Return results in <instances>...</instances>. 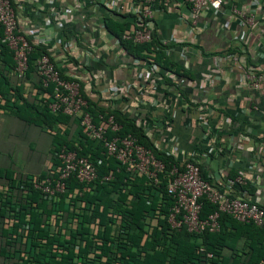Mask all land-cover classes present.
Returning a JSON list of instances; mask_svg holds the SVG:
<instances>
[{
  "label": "trees",
  "instance_id": "1",
  "mask_svg": "<svg viewBox=\"0 0 264 264\" xmlns=\"http://www.w3.org/2000/svg\"><path fill=\"white\" fill-rule=\"evenodd\" d=\"M104 19L107 30L119 38L121 46L134 59L139 60L137 65L152 68L155 80L141 81L139 94L140 91L154 90L152 83L156 82L157 91L168 102L173 98H180L181 108H190L199 112L200 116L203 113L211 126L208 130V124H205L206 135L210 139V145L216 150L217 142H222L226 132L241 131L240 127L231 131L225 124L213 125L210 115L206 114L212 106L209 100L193 101L190 98L186 81L196 79V73L172 58L167 52L170 45H165L154 34L151 41L144 43H134L122 38L125 30L132 25H140L137 16L108 10ZM3 38L4 27L0 24L1 59L17 76L14 72L13 51ZM69 38L67 36L66 40ZM33 45L28 69L22 77H28L33 72L37 75L39 96H35L32 101L21 96L23 104L18 111H21V115L29 123L47 124L50 127L59 122L70 125L71 130L54 134L53 156L55 150L62 145L78 149V143L81 146L79 154L88 155L94 163L102 159V163L97 165L98 178L87 186L74 177L69 178L67 192L59 195L57 200L45 198L40 190L34 188L30 179H14L9 176L0 193V264H264V224L238 221L230 214L220 212L219 231L193 233L185 227L171 229L168 216L174 198L167 191L166 172L159 174L158 185L150 184L144 175L130 174L115 157L105 155L102 140L90 139L84 134L80 117L52 112L42 94L48 92L52 96L53 84L43 86L36 65L39 56L49 53L48 47ZM244 46L247 49L248 45ZM240 50L231 48L228 52L241 55ZM52 59L54 60L53 57ZM85 66L89 71L93 68L91 63ZM61 72L63 76L72 78L64 71ZM1 77L0 92L4 94L5 84L9 85L4 70ZM76 79L80 81L81 92L87 100L86 110L90 111L93 121L96 124L105 123L108 116L113 115L115 122L120 125L117 130H112L110 125L106 126V137L131 134L137 142L150 148L167 168L176 162L175 156L161 146L153 131L138 123L139 117L144 115L137 112L142 109L140 103L133 107L129 104V107L125 106L128 95L124 91L106 99L102 91L92 90L96 95L93 97L88 94L81 79ZM146 108L150 111V108ZM168 119V114H164L156 120L166 123ZM253 149L257 160L262 163L264 156H257L256 146ZM57 163L54 157L49 170L55 169ZM200 165L202 176L212 182L202 163ZM47 172L39 176L44 177ZM110 172L113 173V178L101 182V178ZM238 174L233 171L230 174L231 180H235ZM245 179L244 185L237 184L238 189H247L250 193L254 189V182L249 178ZM218 187L231 196L238 193L236 186L233 187L234 190ZM79 202L82 203L78 204ZM201 202V217L217 210V205L206 197H202ZM11 216L16 217L17 221L8 225L6 219ZM155 218L157 219L153 222ZM206 252H212L213 257L208 258Z\"/></svg>",
  "mask_w": 264,
  "mask_h": 264
},
{
  "label": "crops",
  "instance_id": "2",
  "mask_svg": "<svg viewBox=\"0 0 264 264\" xmlns=\"http://www.w3.org/2000/svg\"><path fill=\"white\" fill-rule=\"evenodd\" d=\"M97 1L100 4L90 0H14V4L23 32L37 45L50 46L51 56L60 69L81 79L88 94L96 97L92 90H100L108 99L113 96L110 88L125 86L128 99L124 105L141 104L142 109L137 112L144 114L142 118L152 125L150 130L161 146L171 147L180 157L196 154L217 186L238 189L230 174L237 171L245 175L254 182V189L248 192L249 198L264 206V159L259 162L253 152L256 146V155L264 156V88L254 89L243 83L241 69L226 56L231 48H240L241 64L258 65L264 71V0H236L244 11L257 9V21L250 27L251 36L247 40L228 5L218 10L201 11L197 22L192 24L193 15L186 0L156 1L150 26L157 39L170 41L175 46L170 53L172 58L196 73V79L186 81L190 98L209 100L212 106L206 114L210 115L213 125L225 124L231 131L237 127L241 129L226 132L220 152L214 154L209 153L212 145L199 112L181 108L180 98L168 102L157 87L139 94L141 81L155 80L152 68L139 67V60L134 59L121 46L119 38L105 27L110 0ZM111 1L125 7L118 13L129 14L126 9L136 0ZM38 14L51 18L53 23L37 27L43 24ZM54 21H61L62 27L56 28ZM66 35L70 36L68 40ZM244 45H248L247 49ZM183 46L188 53L182 55ZM1 49L0 45V78L4 70L9 85L5 84L4 94L0 92V193L9 176L29 180L47 172L54 161V134L71 130L70 125L63 122L50 127L24 119L18 111L23 104L21 96L29 101L39 96L38 78L34 72L28 77L17 78L1 59ZM85 63L92 64L91 71ZM164 114L170 117L166 123L156 120Z\"/></svg>",
  "mask_w": 264,
  "mask_h": 264
},
{
  "label": "built area",
  "instance_id": "3",
  "mask_svg": "<svg viewBox=\"0 0 264 264\" xmlns=\"http://www.w3.org/2000/svg\"><path fill=\"white\" fill-rule=\"evenodd\" d=\"M90 1L100 4L97 0ZM156 1L136 0L127 7V12L137 16L140 25L137 27L132 25L131 28L125 30L122 35L123 39L131 40L134 43L149 42L153 39V29L150 26V20L154 17ZM186 1L192 11V24L197 22L201 11L208 8L218 10L224 5H228L232 14L236 16L240 26L243 28V38L247 40L251 36L250 27L254 26L257 21L256 8L244 11L238 6L236 0ZM27 8L29 9V7ZM108 8L113 11L125 10L123 5L119 6V4L117 5L111 0ZM38 16L42 17L43 24L41 23L37 27L43 28L44 26L42 25H51L53 23L49 17H44L41 14H38ZM0 24L4 27L3 40L13 51L15 60L14 72L18 77H22L28 69L29 55L33 50V44L36 43L31 41L21 29L14 0H0ZM54 26L61 28L62 22L54 21ZM49 41L50 39H48ZM48 42L46 43L49 45L51 41ZM163 43L170 45L167 48L168 53H172L175 50L170 41ZM48 51L49 53H43L36 60L38 74L41 77L43 86L46 87L53 84L52 96L48 92L42 94L48 108L52 112H62L80 117V124L84 134L90 139L102 140L105 155L115 157L130 174L144 175L148 178L150 184L158 185L160 182L159 174L165 171L168 175L167 191L174 198V204L168 216L171 229L179 230L185 227L189 232L193 233L219 231L220 212L228 213L238 221L253 222L257 225L264 224V206H261L257 201L251 200L247 189L241 188L238 190L237 195L231 196L227 192L222 191L213 182L205 179L202 176L201 162L197 159L196 154H187L185 157H180L171 147H165L167 152L174 155L177 159L176 162L167 168L165 163L158 159L150 148L137 142L133 135L106 137V126L110 125L112 130H117L120 125L115 122L113 115H109L108 121L105 123L96 124L93 121L90 111L86 110L87 100L81 92L80 81L74 75H71L72 78L63 76L61 69L57 67L50 55V46ZM181 53L182 55L187 54L188 49L183 46ZM89 54L92 57L94 56L92 52H89ZM226 56L232 64H237L241 69V80L243 83L250 85L254 89L264 88V71L257 66L248 67L245 64H241V56L236 52H228ZM207 84L208 81L206 86ZM152 87L156 88L155 82L152 83ZM124 89L126 90V87L123 85H114L109 91L116 96ZM201 119L203 124H208L204 114H202ZM138 123L143 124L149 130L152 127L144 118L139 117ZM210 129L211 126L208 124V130ZM218 142L217 150H221L222 142ZM76 145L78 149H81L78 143ZM78 149L70 148L66 144L62 145L54 152V157L58 162L55 165V169L49 170L44 177L38 175L30 179L34 188L40 190L45 198L57 200L59 195L67 192V181L71 177L76 178L86 186L98 178L97 165L102 163V159H98L97 163H94L88 155L79 154ZM217 150L214 146H210L209 153L217 152ZM112 178L113 173L110 172L101 178V182ZM234 181L239 186L246 183L245 176L241 173L237 175ZM202 197H206L217 205V210L205 217L200 216ZM81 203L79 202L78 204ZM16 209L18 211L19 207L17 206ZM71 209H73L72 205ZM156 219L152 221L154 222ZM7 221L8 225L13 224V222L17 221V218L11 216V218L6 219ZM53 222L52 225L55 226ZM75 224L76 222H74ZM25 227L28 228V225H25ZM92 227L94 228V225ZM20 231H23V229L20 228ZM201 249L204 250L203 248ZM206 255L208 258L213 257L212 252H206Z\"/></svg>",
  "mask_w": 264,
  "mask_h": 264
}]
</instances>
